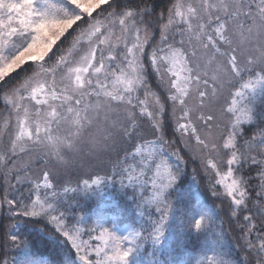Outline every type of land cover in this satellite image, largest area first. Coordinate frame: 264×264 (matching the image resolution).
<instances>
[{
	"label": "snow or ice",
	"instance_id": "6c2138e0",
	"mask_svg": "<svg viewBox=\"0 0 264 264\" xmlns=\"http://www.w3.org/2000/svg\"><path fill=\"white\" fill-rule=\"evenodd\" d=\"M0 102V264H264V0H0Z\"/></svg>",
	"mask_w": 264,
	"mask_h": 264
},
{
	"label": "trees",
	"instance_id": "16d2710c",
	"mask_svg": "<svg viewBox=\"0 0 264 264\" xmlns=\"http://www.w3.org/2000/svg\"><path fill=\"white\" fill-rule=\"evenodd\" d=\"M149 2H150V3H154V4L156 5V7H157V11H159L160 8L164 7V6L168 3V0H149ZM21 74H22V73H21ZM2 107H3V103L0 102V110H1ZM169 124H171V121H169ZM195 167H198V161H197V162H192V161H189V162H188V164H187V166H186V170H187L188 175L185 177L184 188L187 187L189 184L192 183L191 172H192V169L195 168ZM199 179H200V177L198 176V177H197V180H199ZM206 183H207V181H205L203 184H201V191H202V193H203L205 196H209V198H210V194L206 191ZM111 206H112V205H111ZM111 206H110V207H111ZM39 226H40L41 228L44 227L43 223L39 224ZM28 228L31 229V230H29V232L41 236L45 241L47 240V237H46V235H45L46 233H45V234L38 233V229H36V227H33L32 225H29ZM41 228H40V229H41ZM48 228H49V230H51V229H52V226L49 225ZM47 243H48V242H47ZM48 245H49L50 247H53V246H54V245H50L49 243H48ZM42 249L45 250L44 245L41 246V250H42ZM45 252H47V251L45 250ZM191 255H192L193 257H195V258H199L198 254L195 253V252L191 253Z\"/></svg>",
	"mask_w": 264,
	"mask_h": 264
},
{
	"label": "rangeland",
	"instance_id": "374dc122",
	"mask_svg": "<svg viewBox=\"0 0 264 264\" xmlns=\"http://www.w3.org/2000/svg\"><path fill=\"white\" fill-rule=\"evenodd\" d=\"M179 37H177V39H178ZM22 75V74H21ZM3 109V107L1 108V110ZM188 187V186H187ZM187 187H185V189L187 188ZM110 200V198H105V206L106 207H110L111 206V203H109L108 201ZM84 207L85 208H87L88 210H89V212L90 213H94L95 212V203L93 202V201H87V202H85L84 203ZM93 219H96V217L95 216H93ZM36 227V229H38V233H42L41 231H40V226L39 225H37V226H35ZM29 230H31L30 228H28V231ZM42 234H45V233H42ZM46 235V237H47V242L50 244V245H56V242L53 240V239H51L47 234H45ZM85 239H87V236H85L84 237ZM41 246H43V244H41L40 245V248H41ZM41 251H43L44 252V259H49V257H50V253L49 252H45V250H41Z\"/></svg>",
	"mask_w": 264,
	"mask_h": 264
}]
</instances>
